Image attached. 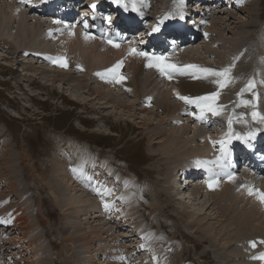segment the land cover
Wrapping results in <instances>:
<instances>
[{
	"label": "rangeland",
	"instance_id": "obj_1",
	"mask_svg": "<svg viewBox=\"0 0 264 264\" xmlns=\"http://www.w3.org/2000/svg\"><path fill=\"white\" fill-rule=\"evenodd\" d=\"M35 1L37 0H22V1L0 0V24H2L0 25L1 26L0 28V157L2 154L6 153V151H10L14 155H17V157L15 158L16 159L15 163L18 162L17 167L19 172L18 173L19 177L16 179L17 189L20 191L25 190V193L20 196L21 198H17L16 193L15 195L12 196L10 195L11 197L8 198V202L4 203L6 206L3 204L1 206L2 208H0V210L2 209L1 211L3 215V216L0 215V218L6 217L8 219H11L13 222L16 221V224H19V222H17L16 220L17 217L26 214L28 216L27 223H30L31 227L24 229L22 231L26 233L29 237H31L33 242V244L29 246L27 240L21 238L22 231L19 230L20 228H17V230H15L16 233L12 232L13 228L15 227H13L12 229L9 228L8 231L4 232L5 236H7V242H5L4 247L0 248V264H80V263L81 264H114L115 262H117V264H136V263L137 264H181L183 262H186L183 264H218L214 260H212L209 252L207 253L206 249H203L205 246H200V245L194 246L193 243L190 242L191 240L190 235L184 232L183 229L181 230L180 228L181 225L179 221H184L188 223L186 219H189V217L184 213L182 215L179 214L177 215L178 213L177 210L179 209L183 210L184 208H181L182 203L178 204L179 200L178 198L176 199V196L174 195L171 196L172 193L170 192V190H173L175 185L174 181H172L173 174H171V167L169 164H166L167 158L162 157L164 153L162 151L160 152L156 151V149L160 148L159 143L162 142L161 141L162 139L159 135L164 134V131H168L169 133H172L175 131L174 130L175 128L178 129L180 126L189 125V124L191 126H194V124L196 123L195 120L196 116H194L192 113L195 112L198 115L200 109L199 111L197 109L191 110L190 104H187L188 109L185 111L186 113L189 114V116L184 115L185 116L184 117L181 115L180 116L175 115V117L183 118L181 119V124H179V126L177 125L172 126L174 124L168 125L167 123L163 122V125L166 126L165 128H168L167 130L160 128H158L159 130H156L155 128L156 123L155 124L150 123L147 125L143 120V119H147L153 122L154 121L158 122L159 120L160 122L164 118L167 119L168 117L167 111L174 112L180 109L181 106L179 105H178V110L175 109L170 110L165 107L166 101H169V103L172 102L177 103L178 102L177 100H179V98L176 95L177 92L175 90L178 89L177 88L178 85L175 83L173 78L179 75L177 73H173L172 78L169 79L166 76L161 75V73H159V70L157 68L147 67L148 62L144 57L132 55L129 53L128 49L131 48V45H129L127 42L124 43L116 42L117 44L119 43V47H114L113 44L109 43V41H106L105 39H101L95 36L94 38H97V40L95 39L96 40L95 41L94 38H92L93 42L98 43L99 41H101L99 43L101 45V48L99 45L98 49L94 48V52L84 53L83 50L82 49L80 50L79 47V51H78L77 47L75 48L71 45L69 46V40L70 39L71 41L73 40L72 41L73 45L76 39H77L76 41L78 42L79 35L77 37L72 36L74 33L73 31H75V29L78 28L80 32L82 31L85 32V30L82 29V27L85 26V22L87 23V26L91 28V26L94 23L92 17L89 16V18L86 19L84 22H70V23L60 24L58 23L56 18L46 17L42 15L37 16V12L34 11L33 6L29 5L30 3L31 5H33ZM92 1L94 0H91V2ZM96 1H104V0H96ZM109 1L113 3V0H109ZM257 1L259 4L257 5L255 10H252L251 9L252 7L246 3H245L246 8H239L238 4L240 3V0H221V4L218 3L219 5L218 8L212 10L209 9L203 10V8L206 7L208 8L216 7L215 2H217V0L216 1L214 0V2L211 3L204 2V6H202V8L200 9V11L203 14H201V16L199 15V18H197V24L199 26L200 31H202L203 33V39L195 43L194 47L196 50L195 49L192 50V48L190 47V51L193 53V56H195V59H198L199 62H206L207 64L208 63L216 64L222 61V58L224 57V53H222L223 55L222 57H219L215 51L218 49L220 50L221 48H222L221 50L223 51V47H222L223 43L225 44V42L228 43L234 42L233 40L235 38H238L235 39V41L238 40L240 41L241 44H244L243 40L239 38L240 36L243 37L244 34L242 33L241 28L240 29L236 28L237 22L236 19L234 18H238L239 21H243V20L250 21L254 19L252 17V12L255 15L254 17H256V19L258 20V21L256 20L257 23L258 24L260 23L261 26L259 27L258 25H256L257 26L256 29H249L248 31L249 33L255 32V36L257 38L259 36V39L253 36L252 38H249L250 40L248 39L249 41L246 40L245 43L248 44L251 43L250 45L256 44L260 49H263L264 51V0H257ZM126 2L130 3V0H126ZM145 2L147 4H145L146 6L142 9L144 11H147L148 14L150 15L148 21L150 20L151 22H153L152 24H155L158 21L165 20L164 19L165 16H169V17L171 16V18L175 20L179 15L172 13L169 14V9H171L173 6H176L179 9L194 10L193 5L195 3V0H145ZM114 5L122 8L117 4ZM222 5L223 7H221ZM150 8L153 10H151ZM179 9H178V13H179ZM155 10L158 11H156L155 13ZM181 11L183 12V10ZM212 13L213 15L208 17V15ZM160 14L162 17H160ZM212 17H217L216 20L219 21L220 24H222V22H225L224 24L225 27H223L225 30L221 27V25L219 26L216 25V27L213 28L214 30H212V33L211 32L209 33L207 31L208 27L206 28V25L203 23V21L201 22L200 19H205V23L207 22V24H209L210 22L215 21V19L214 20L211 19ZM21 19H23L22 25L20 23ZM26 21L28 23H26ZM229 23H231L232 26H230ZM3 25L5 26V28ZM17 26H21L23 29H25L26 31L25 35H27L25 36L26 39L25 37H22L21 39H19L18 36L16 38L14 37L16 35ZM38 29L40 35H39V39L36 37V39H38L36 44L39 45L38 46L32 45L30 47L29 45L32 44L33 42L34 31ZM68 29L69 31H67ZM206 32L207 34H205ZM91 33L92 32H88V34L93 37L95 33H92L93 35ZM80 37H81L80 44L84 47V40L86 38L83 37V35H81ZM218 38H221L223 42L221 43L220 42L221 39L219 40ZM66 39L69 40L67 41ZM3 40H5V42ZM102 40L104 43L102 42ZM133 40L135 42L137 41L136 39ZM13 42L14 43L18 42L20 44L22 43V47L20 45V47H18L19 49L17 53L16 54L12 53L13 54L12 55L11 54L12 49L10 46L12 45ZM8 43L10 44L8 45ZM109 44L110 46L108 47ZM120 44L123 46H121ZM127 44L129 46H125ZM207 44H212V49H214V53H213L214 55H211L210 52L206 51L205 45ZM247 45L245 44V46L244 45L241 46L242 47L241 55L243 58H245V54L247 51L250 52L249 49L250 45L248 46ZM110 47L113 49H111ZM41 49L44 50V53ZM108 49L110 50L108 51ZM135 49L137 51H144L136 47ZM33 51L40 52L41 54L35 53ZM179 52H174L173 54H167L164 56L168 57L170 55L173 56L175 54L177 56L184 55V52L181 53ZM62 56L66 59V62L68 64L66 69L65 67L60 68L59 64L53 62L54 59H52L55 57H62ZM104 56H106V59L104 58ZM190 56H185L187 62L190 61L189 60ZM114 57L116 58V60ZM46 58L47 60H45ZM70 58L71 60H68ZM177 59L182 60L179 58ZM178 60H170L168 57V62L173 61L171 62L173 64L188 65V63L179 62ZM119 61H123L120 68V74L123 77H125V79L123 80L122 83L117 82V79H113L110 74L106 75L105 78H101V76L97 75V73L105 72L104 68L110 69L114 65H116L117 62ZM202 64L203 63H201L200 66L203 67ZM180 65L178 67H181ZM24 67L27 68V71H25V73H27L26 75L23 72ZM36 67L39 70L38 74H34V70ZM217 67L219 68V66ZM43 68L47 70L46 73H41V70H43ZM235 69L232 70V73ZM56 72H65L68 73L70 76L65 80L61 79L60 77L53 79L52 74ZM235 75L236 74L234 72V74H232V78L234 80L236 79L235 82L237 85H239L238 88L240 90L241 88L245 87L243 85H245V83L248 82V78L246 79L245 76L241 74L237 76ZM180 77L185 81L196 80L190 74H181ZM80 78L82 81L79 80ZM83 78L84 79L87 78L89 80H84ZM138 78H144V81H146L149 78L148 80L150 86H148L149 83L146 84V86L144 84L143 85V87L145 86L144 88L141 87L142 85L141 83L137 85L139 82ZM259 78L261 79L263 78V82H264V73L261 77L257 75V79ZM199 79H204V78H199ZM153 80L155 82L152 83ZM124 81L129 82L131 85L129 84V86H127V84H124ZM82 82L83 84L85 83L88 86L81 87ZM173 83L174 86L176 85L175 86L176 88L173 87ZM94 87L97 88V90H99V93L101 92L104 93L106 89L107 91L104 94L113 92L117 96L121 97V99L127 101L128 103H132V107L130 105L129 107L128 105H126L125 108H119L118 105L116 106V105H112V103L110 102H106V99L101 98L99 96L97 97L95 92L90 90L93 89ZM228 88L229 86L227 85L225 88L227 90L226 94H228V90L231 92V87L229 89ZM129 89L132 91H129ZM138 90L144 94L140 98L137 97L135 94V92H137ZM168 92H170V94L172 92L173 95L171 94L170 97H167L165 93ZM212 92L213 91H211L210 93ZM216 92L219 93L216 103L217 105L222 107L220 108V110L222 111L221 115L223 114L222 115L223 117L221 115L218 116L216 115L218 120L220 119L222 123L221 126L227 128L229 126L228 122L231 119L232 121L231 127L233 128L232 130L233 133L243 136L246 135L247 137L248 134L251 133L248 131L251 130L252 133H255L257 135L260 134V131L263 130L264 128L261 127L259 124L256 126L257 128H255V125L252 124L248 116L246 114H243L247 111L248 109L247 106L253 104L252 101L251 103L240 105V102H242L243 100L240 101L237 96L236 98L235 95L233 96V98H235L237 101L235 99H232V96H230L229 94L227 98L224 99L222 97L224 90H219L218 88ZM146 93L147 94L150 93L149 95L151 100H149V95L147 96ZM159 93H162L163 99L162 98L157 99V97H159ZM240 96H244L242 91L240 92ZM141 98L143 99V101ZM157 102L161 105H159ZM179 102L183 104L184 101L181 100ZM227 102H229L231 107L233 105L232 107L233 111L230 114L227 112L229 110V106L226 105ZM155 104H158L156 105L157 107L155 106ZM184 104L186 103L184 102ZM236 109L239 110L236 111ZM170 114L171 113H169V115ZM239 114L242 115L240 116ZM187 118H190L191 121L186 120ZM240 118L242 119V121L236 122L238 120H241ZM190 125L189 127H191ZM206 127L207 126L204 125L205 130L207 129L208 131L207 133H209L211 129ZM236 127H238L240 130H238ZM62 131L67 134L76 135L78 137L90 141L92 144L98 145V147L102 149L103 152L113 155V157L126 159L129 163L130 170L138 173L141 179H144V181L146 180L143 184L150 185L151 189L157 195L156 196L154 194L153 198L149 199V205H152L154 202L158 201L157 205H155L157 209H154L155 211H153L151 210V208H149L147 211L145 210L142 211L144 213L143 214L144 219L142 223L141 212L138 214L136 209L130 205L128 207V210L133 212L134 217L130 216V214H127L129 216H125V219L126 222L128 221L127 223L129 224L123 225L122 227L121 226L116 227L118 222H120V219L117 218V215H120V213L123 214L122 212L124 211L127 212V208L126 210H124L125 208L122 207L120 204L119 207L118 205L115 206L116 208L115 212H114L115 208L113 209V211L111 207H109V209L107 208L106 212L108 215L106 217L105 214L102 212H101L102 214L101 213L97 214L96 211L99 210V208H97L96 211L93 212H96L95 213L96 215H100L98 217H94L95 214H93L92 215L93 217L91 218H88L87 216H81L80 218H77V216L67 214L69 216L68 218L66 216L67 210L64 209L66 210L64 214L62 210L64 207L62 205L63 203L59 202L61 200V197L57 195L58 190L57 188H54L57 186V184H55L56 180L54 178L52 179V176L54 175L50 174L52 173V167L55 166L56 170H60L64 174V176L67 177V173L63 170L64 169L63 166L60 165L61 166L60 167L58 165L59 163H56V162H60V160L56 158L59 157L60 154L66 155L65 152L68 150V146L70 144H74L76 145V147L79 145L77 148H75L76 151L79 148L82 149L83 147L87 149L86 153L91 155L92 157L96 158L97 155L90 152V149L86 145L78 144V142L74 139L70 140L69 142L65 141L66 140L65 135H62V137L59 135L60 132ZM219 131H221V129ZM201 132L202 131H200V133ZM223 132L224 131H222L219 134L221 139H225V134H224L225 132L224 133ZM200 133L198 132L197 134ZM202 133H205L206 136V132H202ZM189 134L193 135L194 131H190L189 129ZM213 134H216V132H213ZM201 142L202 141L200 140L198 143L196 142L195 143L199 146ZM192 146H194V144H192ZM217 149L218 150H216L215 158H218L219 155L222 154L220 146H218ZM81 152L79 151V154ZM21 153L22 154L24 153V155L26 154L25 155L27 158L25 160L26 162H22L21 160H19L20 159L19 155ZM57 154L58 156H56ZM5 159H2L0 161V165H2L4 161H7V159L6 160ZM27 162L29 166L25 165V163L27 164ZM66 163L69 164L71 167L73 166L69 162ZM111 163L112 162L110 163L105 162L103 164L108 165ZM98 164L102 165V163L101 164L98 163ZM175 165L176 162L174 163L173 166ZM182 165L183 164L180 165L177 164L178 168L182 167ZM177 166H175L176 169H178ZM200 167L201 166H199L197 169L199 174H201ZM106 168H107V172L108 169L113 170L114 177L112 178L113 180L116 181L118 179L116 174L119 173L120 171L117 168L113 167L112 164L106 166L105 169ZM166 169L168 171L166 173V176L168 178H166L165 176ZM133 172L129 173V175L135 176ZM180 172H182V169H180ZM236 173L240 174V170H237ZM176 174L178 173L176 172ZM215 176H217L216 173ZM215 176L213 177L215 178ZM213 177L211 176L207 180L206 179L201 180L200 178L195 179L194 180L195 185L194 184L190 185V187L187 189V192L185 193L186 194L185 198L186 197L187 198L186 200L183 201H185L186 204H189L188 207L196 215L194 219L197 218V221H200V223L204 225L203 227L206 228L205 229L206 231L208 229L211 232V229L215 230V228H217L216 237H218L221 240L220 242L224 244L226 243V241H229L230 243V239L228 237L232 236L233 238H235L242 236L243 231L245 229L241 232H236V229L238 228L241 229V227H243L247 223H244L243 225L242 224L238 225L237 222L231 223L227 221L221 223L218 221L219 220L218 218L219 215L217 213L218 208L214 209L215 206L214 205L209 206L210 204L204 205L202 202H198L197 200H194V196L192 198L194 189L197 186H201V185L206 186L209 180L216 181L214 180ZM246 177L250 179H256L257 184L258 182L264 181V177H258L254 173H250ZM67 178L69 179V177ZM85 178L89 179L92 177L84 175L83 178L84 183L86 182ZM134 178L136 180V177ZM184 178L185 176L184 174H182L181 181L177 180L179 181L178 187L181 188L180 189L181 191L185 187ZM70 179L72 180V178ZM75 179H76V175L74 180ZM122 179H125V175L122 176ZM160 180H163V182H160ZM226 180H228V178L220 177V180L218 179L217 182L223 186ZM4 182L5 181L1 180L0 184L2 185L4 184ZM72 182L74 181L72 180ZM165 185H168L167 187L169 188V190L166 189ZM224 187L226 189V186ZM68 188L69 186L64 188L65 189L64 192L66 193L65 198L68 196L66 198L67 201H69L71 198L76 197V195L79 194V192H77L75 193L76 195H74V193H71L70 190H68ZM79 188L84 189V191L86 192V185L79 184ZM238 188L241 193H239ZM240 188L241 186L237 187V189L235 188V190L231 188V191L229 193L234 194L233 192L236 191L237 193L235 192V195L239 194L237 195L238 199L239 201L240 200L242 201V202L240 201L241 203L239 202V207L241 208V210L243 209L244 211H246L250 207L249 206L250 202L247 201L248 196H246V193L245 192L242 193V189ZM2 189L6 190L4 186L1 188V190ZM216 189L218 190L219 188ZM232 190L234 191L232 192ZM119 192L121 193L122 190H119ZM167 192L170 193L169 196L167 195ZM17 193H21V192L18 191ZM181 196H183V194H181ZM24 197L26 198L28 197L27 198L28 205L25 206L28 207V210L25 211L23 208L24 206L20 205V207L18 208V212L20 211V213L17 214V217L11 211L9 212V210L14 209V207L9 208L6 212H4L5 214L3 213V209L5 207L7 208V206H10V203L12 201L17 200V202L22 203ZM3 200H5V197H3ZM101 203H105V201H102ZM166 203L170 204L171 206L167 205ZM72 206H75V204ZM102 207H104V204ZM60 210L62 212H59ZM147 212L150 213L156 220L154 218L147 216L148 215ZM77 214L78 213H76V215ZM260 217L263 219L261 220V222H263L264 217L263 216ZM178 218H180L179 221ZM173 220H177L174 221L176 222L175 224L177 226L172 222ZM100 223L102 226L100 225ZM102 223L104 224V226ZM65 224L76 225L78 226V230L72 232V230H70V228H68ZM98 224L100 225V227ZM143 224H144V228H142ZM157 225L160 227L158 228ZM228 225H231V227L229 228ZM256 225L262 226L259 225L257 221H255L253 227L257 228ZM262 227H264V225ZM102 228H104V230ZM223 228H224L223 231L226 232L225 234L219 236V233ZM132 231H135L136 234L135 236L132 235ZM192 233H193L192 229H190V234ZM213 235L214 234H210L211 237ZM38 236L41 238L40 241L37 239ZM114 237L116 239H114ZM253 240L254 238L251 241ZM262 240L264 241V238ZM136 241L140 242V246L144 245L143 249H140L141 248L140 246L137 247L138 244L136 243ZM245 244L247 246V250H250V246L247 245V241ZM20 245L24 247L23 250L21 249ZM174 247L176 248L178 247L179 250L178 255L175 254V258L172 257L173 255L172 250H175ZM217 247L218 249L222 248L219 245H217ZM217 247L215 245L212 246V248L216 250ZM251 247L253 246L251 245ZM117 248L119 249L116 250ZM33 250L36 252V254L33 253ZM112 250L117 252V258L115 259H113L112 257L114 256L110 254ZM146 251L147 253H149V255L146 253ZM166 252L168 256L172 257V259H169L170 257L168 259H163L162 256ZM219 253L220 252L217 250L216 252H214V255ZM121 257H125L126 259H121ZM241 260L237 259L234 260V262L232 261V263L233 264H237V263L241 264V262L242 264H244V262L245 264L249 263V261L245 259H241Z\"/></svg>",
	"mask_w": 264,
	"mask_h": 264
},
{
	"label": "bare ground",
	"instance_id": "obj_2",
	"mask_svg": "<svg viewBox=\"0 0 264 264\" xmlns=\"http://www.w3.org/2000/svg\"><path fill=\"white\" fill-rule=\"evenodd\" d=\"M22 1V0H21ZM38 1V0H37ZM37 1L34 2V4L37 3ZM48 3L50 4V6L54 7L56 11H63L65 10L68 6L65 5V6H60L58 7L56 5V2L57 0H47ZM76 1V0H74ZM198 1V0H197ZM216 1V0H215ZM169 2V1H168ZM21 3V2H20ZM218 3L221 4V0H217V2H215L216 4V7L214 8H203V10H206V9H209V10H212V9H216L219 7ZM245 3L250 5L252 8V10H255L257 5L259 4L257 0H240V3L238 4L239 5V8H246L245 7ZM25 4V3H24ZM98 3H95L96 7L93 8V12L91 13V16L92 17H96L98 15L101 14V11L100 9H98ZM147 4V3H146ZM184 4H185V1H184ZM196 4H199V2H197ZM206 4V3H205ZM21 5V4H20ZM23 5V4H22ZM30 6L31 3L29 4ZM43 6V4H40ZM237 5V6H238ZM49 6V5H47ZM146 5H145V0H142V3H141V7H139L140 9L144 8ZM202 6H204V3L200 4V6L198 7L199 9L202 8ZM223 7V5L221 6ZM24 8V7H23ZM182 8V7H181ZM194 8V7H193ZM197 8V9H198ZM13 9V8H12ZM22 9V8H21ZM135 11L134 12V15H133V19L137 20L139 18L143 19V14H142V11ZM151 9V8H150ZM178 9L176 6H173L171 9H169V14H177L178 15ZM249 9V8H248ZM23 10V9H22ZM119 10V13L125 17H127V19L129 20L132 13L131 12H128V11H121L120 9ZM153 10V9H151ZM166 10V9H165ZM183 10V12L181 11ZM89 11V9H88ZM149 11V10H148ZM156 11L158 10H155V13ZM160 11V10H159ZM187 9H179V13L182 12L183 13V19H181L179 17L178 21H185L186 18L188 17L187 15L189 13H194V14H197V10H194L193 11H188L186 12ZM34 12V11H33ZM146 13H148L147 11H145ZM210 13V12H209ZM164 14V13H163ZM162 14V15H163ZM207 14V13H206ZM212 14L208 15V17H210ZM39 16V15H38ZM157 16V14H156ZM254 13L252 12V17L254 18L253 20H250V21H239L238 18H234L236 19V22H237V27L238 29H242V33L244 34L243 37H239L240 39L243 40V43L244 44H241L240 41L236 40L235 39H238V38H235L233 41L234 42H225V44L223 45L222 44V47H223V51L220 49L218 50H215L216 51V54L219 56V57H222V53H224V57L222 58V61L214 64V63H211V64H207L206 62H199L198 59H195V56H193V53L190 51V47L193 49H195L194 45L196 42L200 41L201 37L199 38V40H197L196 42L194 43H191L190 46H187L186 48H183V50H181L179 53L181 52H184V55H179L177 56L176 54L173 55V56H168L170 60H178L177 58L179 59H182V60H178L179 62H185V63H188V65H191V64H195V65H201V63H203V67H210V68H215V69H221V68H224V67H227L229 66L230 64H235V67L233 69H235L233 71V73H231V76L232 74H234L235 72V76L237 75H244L245 78L247 79L248 78V82L245 83V86L244 88H241L239 90L238 86L235 82V80L232 78L231 79V82L228 83L227 85L229 86V88L231 87V92L228 90V94L230 96H232V99H235L236 96L238 97V99L240 101H252L253 104L252 105H248V109L245 113L243 114H246L249 118V120L252 122V124H254L255 126H257L258 124L264 128V120H261L260 118H256V119H253V116H252V112L255 111L257 113L260 114V116H264V82H263V78H259L257 79V75H259L260 77L263 75L264 73V51L263 49H260L256 44H248V43H245L246 40H248L249 38H252L253 36H255V32L254 33H249V29H256V25H258L259 27L261 26V24L257 23V19L256 17H254ZM34 17V16H33ZM160 17L161 14H160ZM199 18V17H198ZM217 17H212L211 19L215 21L213 22H210L209 24H207V22L205 23V19H200V21L206 25V28L208 27L207 31L210 33H212V30H214L213 28L219 25H221V27H225V22H222V24L219 23V21L216 20ZM24 19V18H23ZM23 19H21V25L23 23ZM192 19V17L190 18ZM8 20V19H7ZM27 20V19H25ZM189 20V19H188ZM196 20V18H195ZM225 20V19H224ZM257 20V21H256ZM5 21V20H4ZM18 22V21H17ZM191 22V21H190ZM26 23H28L26 21ZM40 23V22H38ZM37 23V24H38ZM47 23V22H46ZM174 23V20L173 18H168V19H165L163 20V24H162V28H166V29H169L170 26H172ZM235 23V22H233ZM230 26L231 23H229ZM2 25V24H0ZM6 25V24H5ZM32 25V24H31ZM36 25V24H35ZM68 25V24H67ZM74 25V24H73ZM96 25V23H95ZM223 25V26H222ZM236 25V24H235ZM4 26V25H3ZM69 26V25H68ZM183 26H185V23L183 22ZM201 26V25H200ZM18 27V29H17ZM16 27V35L14 36L15 38L18 36L19 39H21L22 37H25L27 35H25V29H23L21 26H17ZM70 27V26H69ZM114 27V26H112ZM1 28V26H0ZM5 28V26H4ZM35 28V27H34ZM41 28V27H40ZM212 28V29H211ZM67 29V27H66ZM70 29V28H69ZM69 29L67 31H69ZM82 29H84V27H82ZM202 29V28H201ZM224 29V28H223ZM56 30V29H55ZM65 30V29H64ZM225 30V29H224ZM45 31V30H44ZM63 31V30H62ZM73 35L74 37H77L78 35V42L75 40L74 41V45H73V40L71 41V39H66L67 41L69 40V46H73V47H77L78 48V51H79V47H80V50L82 49L84 53H88V52H94V48H97L99 47V43L101 41H99L98 43L97 42H93V39H85L84 40V47L80 44V39H81V35H83V37H85V33L86 32H80L79 29H75V31H73ZM202 32V31H201ZM204 32V30H203ZM15 33V32H14ZM235 33V32H234ZM241 33V34H242ZM72 34V33H71ZM92 34V33H91ZM207 34V32L205 33ZM219 34V33H218ZM221 34V33H220ZM242 34V35H243ZM39 35H40V32H39V29L34 31V34H33V42L32 44H30L29 46L31 47L32 45H37L36 42L37 40L39 39ZM53 35V34H52ZM59 35V34H58ZM63 35V34H62ZM66 35V34H65ZM93 35V34H92ZM111 35H112V32H111ZM199 35V33H198ZM210 35V34H209ZM237 35V34H236ZM235 35V36H236ZM48 36V35H47ZM56 36V35H55ZM68 36V35H67ZM205 36V35H204ZM211 36V35H210ZM213 36V35H212ZM221 36V35H220ZM219 36V37H220ZM32 37V36H31ZM36 37L38 39H36ZM52 37V36H51ZM69 37V36H68ZM95 37V35L93 36ZM206 37V36H205ZM204 37V38H205ZM256 37V36H255ZM62 38V37H61ZM208 38V37H207ZM222 38V37H221ZM221 38H218L219 40ZM257 38V37H256ZM26 39V37H25ZM75 39V38H74ZM97 40V38H94V40ZM102 39V37H101ZM134 39H138V38H134ZM178 39V38H177ZM224 39V38H223ZM231 39V38H230ZM259 39V36L258 38ZM13 40V39H12ZM24 40V38H23ZM95 40V41H96ZM227 40V39H225ZM250 40V39H249ZM248 40V41H249ZM254 40V39H253ZM5 42V40H3ZM9 41V40H8ZM19 41V40H18ZM3 42V43H4ZM10 42V41H9ZM61 42V41H60ZM103 42V40H102ZM221 43L223 42V40L221 39L220 41ZM263 42V41H262ZM2 43V42H1ZM7 43V42H6ZM104 43V42H103ZM136 43V42H135ZM206 43V42H204ZM10 43H8L9 45ZM24 44V43H23ZM108 44V42H107ZM112 44V43H111ZM117 44V43H115ZM245 44L247 45H250L249 46V49H250V52H246L245 54V58L242 57L241 55V50H242V45L245 46ZM22 47V43H12V45L10 46L11 49H12V52L11 54H16L17 51H18V47ZM39 45V44H38ZM37 45V46H38ZM66 45V44H65ZM119 45V43H118ZM121 45V44H120ZM131 45V44H130ZM247 45V46H248ZM260 45H263V44H260ZM68 46V45H67ZM110 46V44L108 45V47ZM123 46V45H121ZM125 46H129L128 44L125 45ZM221 46V45H220ZM246 46V48H247ZM105 47V46H103ZM107 47V48H108ZM133 47V45H132ZM5 48V47H4ZM44 48V47H43ZM48 48V47H47ZM51 48V47H49ZM65 48V47H64ZM72 48V47H71ZM100 48H101V45H100ZM111 48V47H110ZM134 48V47H133ZM132 48V49H133ZM241 48V49H240ZM69 49V48H68ZM67 49V50H68ZM74 49V48H73ZM113 49V48H111ZM115 49V48H114ZM128 49V48H127ZM126 49V50H127ZM131 49V48H130ZM205 49L207 52H210L211 55H214V49H212V44H207L205 45ZM22 50V49H21ZM40 50V49H39ZM38 50V51H39ZM44 53V50L41 49ZM46 50V49H45ZM54 50V49H53ZM71 50V49H70ZM76 50V49H75ZM110 49H108L109 51ZM125 50V51H126ZM129 50V49H128ZM196 50V49H195ZM47 51V50H46ZM65 51V50H64ZM72 51V50H71ZM107 51V50H105ZM118 51V50H117ZM120 51V50H119ZM123 51V50H121ZM8 52V51H7ZM26 52V51H25ZM30 52V51H29ZM35 52V51H33ZM113 52V51H112ZM35 53H40V52H35ZM59 53V52H58ZM115 53H118V52H115ZM198 53V52H197ZM250 53V54H248ZM10 54V53H9ZM12 54V55H13ZM22 54V52H21ZM24 54V52H23ZM34 54V53H33ZM41 54V53H40ZM49 54V53H48ZM56 54V53H55ZM65 54V53H64ZM102 54V53H101ZM122 54V53H121ZM129 54V53H128ZM202 54V53H201ZM244 54V53H243ZM50 55V54H49ZM61 55V54H59ZM63 55V54H62ZM66 55V54H65ZM104 55V54H103ZM192 55V56H190ZM196 55V54H195ZM53 56V55H52ZM58 56V55H57ZM64 56V55H63ZM62 56V57H63ZM185 56H190L189 57V62L186 61V57ZM36 57V56H35ZM46 57V56H45ZM65 57V56H64ZM116 57V56H115ZM114 57V58H115ZM236 57H239V59H234ZM42 58V57H41ZM104 58L106 59V56H104ZM188 58V57H187ZM198 58V57H197ZM53 59V58H52ZM47 60V58L45 59ZM68 60H71L68 59ZM79 60V59H78ZM88 60V59H87ZM116 60V58H115ZM40 61V60H39ZM50 62V61H49ZM54 62V61H53ZM100 62V61H99ZM173 62V61H171ZM170 62V63H171ZM72 63V61H71ZM109 63V62H108ZM178 63V62H177ZM221 63V64H220ZM27 64V63H26ZM49 64V63H48ZM75 64V63H74ZM100 64V63H99ZM177 65V64H176ZM180 65V64H179ZM177 65V66H179ZM186 64H181L180 66L183 67L185 66ZM54 66V65H52ZM219 66V68L217 67ZM38 67V66H37ZM35 68L34 70V74H38L39 70L38 68ZM78 67V66H77ZM81 67V66H80ZM84 67V66H83ZM61 68V67H60ZM64 68V67H63ZM69 68V67H68ZM87 68V67H86ZM66 69V68H65ZM70 69V68H69ZM78 69V68H77ZM46 69L43 68V70H41V73H46L47 70L45 71ZM80 70V69H79ZM87 70V69H86ZM104 70H106L104 68ZM25 71H27V68H23V72L25 73ZM53 71V70H52ZM90 71V70H89ZM55 72V71H54ZM49 73V72H48ZM52 73V72H51ZM50 73V74H51ZM101 73V72H100ZM160 73V72H159ZM179 76L177 77H173L174 78V81L175 83L178 85V89H175L176 92H179L181 95H184V96H191V97H197V96H204L206 94H209L211 91L213 92H216V90L219 88V90H224L223 92V95L222 97L224 99L227 98L228 94L227 93V90L225 89V87L221 88L219 87V85H217L215 83V80L217 77H212V76H209L207 78H204V79H196V80H192V81H185L183 79H181L180 77V73L179 72H176ZM27 73H25L26 75ZM93 74V73H92ZM156 74V73H155ZM34 76V75H33ZM53 76V79H56L57 77H60L61 79L65 80L66 78H69V74L68 73H65V72H56V73H53L52 74ZM95 76V75H94ZM99 76V75H98ZM186 76V75H185ZM91 77V76H90ZM151 77V76H150ZM155 77V76H154ZM234 77V76H233ZM98 78V77H96ZM74 79V78H73ZM84 79V78H83ZM147 79V78H146ZM145 79V80H146ZM149 79V78H148ZM146 80L144 81V78H138L139 82L137 85H139V83H141V87H143V85L145 84H148L149 83V80ZM151 79V78H150ZM81 80V78L79 79ZM84 80H89L87 78H85ZM105 80V79H104ZM255 80V81H253ZM69 81V80H68ZM82 81V80H81ZM103 81V80H102ZM135 81V80H134ZM164 81V79H163ZM170 81V80H169ZM93 82V81H92ZM155 82L154 80L152 81V83ZM157 82V81H156ZM243 82V81H242ZM151 83V84H152ZM159 83V82H158ZM172 83V82H171ZM239 83V82H238ZM251 83H254V87H251V89L249 90V86ZM97 84V83H96ZM124 84H127V86H129V82L127 81H124ZM244 84V83H243ZM78 85V84H77ZM108 85V84H106ZM131 85V84H130ZM167 85V84H166ZM88 85H86L85 83L83 84L82 82V85L81 87H87ZM93 86V85H92ZM125 86V85H124ZM144 86V87H145ZM148 86H150V83L148 84ZM164 86V85H163ZM168 86V85H167ZM176 86V85H175ZM174 86V83H173V87ZM80 87V86H79ZM143 87V88H144ZM237 89H236V88ZM109 88V87H108ZM176 88V87H175ZM228 88V89H229ZM71 89V88H70ZM90 89V88H89ZM100 89V88H99ZM138 89V88H137ZM92 90L93 92H95V94L97 95V97H101V98H104L106 99V102H110L112 103V105H118L119 108H125L126 105H129L132 107V103H128L127 101L121 99V97L117 96L116 94H113L112 93H107V94H104V93H99V90H97V88H93V89H90ZM105 90V89H104ZM143 90V89H142ZM152 90V89H151ZM156 90V89H154ZM132 91V90H131ZM147 91V90H146ZM209 91V92H208ZM243 92L244 96H240V92ZM135 92V91H134ZM166 92V91H165ZM234 94H233V93ZM174 93V91H173ZM136 96L137 97H141L142 95H144L143 93H141V91H137L135 92ZM141 94V95H140ZM147 94V93H146ZM150 94V93H149ZM147 94V96L149 95ZM172 94V92H171ZM170 92L168 93H165V95L167 97H170L171 96ZM157 95V94H156ZM173 95V94H172ZM175 95V94H174ZM235 95V98H233V96ZM162 93H159V97H157V99L159 98H162ZM150 97V95H149ZM144 98V97H143ZM153 98V97H152ZM177 98V97H176ZM142 99V98H141ZM146 99V98H145ZM166 99V98H165ZM138 100V98H137ZM167 100V99H166ZM220 100V99H219ZM236 100V99H235ZM81 101V100H80ZM143 101V99H142ZM154 101V100H153ZM178 102L177 103H169V101H166L165 103V107L170 109V110H178V105L181 106L179 111H178V114H173L177 111H167V114H168V117L167 119H162L160 122L158 120V122H153V121H149L147 119H142L144 120V122L148 125L150 123H153L155 124L156 123V130H159L158 128L160 129H168V128H165L166 126L163 125V122L167 123L168 125H172V126H176V119L177 117L176 116H184V115H187L189 116L188 113H186L185 110H187V104H181L179 101H181L180 99L177 100ZM230 101V100H228ZM237 101V100H236ZM240 102V105H243L245 103ZM105 102V101H104ZM148 103V102H147ZM155 103V102H154ZM158 103V102H157ZM235 103V102H234ZM136 104V103H135ZM144 104V103H143ZM159 104V103H158ZM158 104H155L158 105ZM236 104V103H235ZM111 105V106H112ZM145 105V104H144ZM161 105V104H159ZM217 105V103H216ZM226 105L229 106V110L227 111L229 114L233 111V105L232 107L230 106L229 102L226 103ZM225 105V106H226ZM238 105V104H237ZM115 106V107H116ZM151 106V105H150ZM218 107L222 108L221 106L217 105ZM157 107V106H156ZM160 107V106H159ZM185 107V108H184ZM190 107H191V110H195L197 109L199 111V108L194 105V104H190ZM246 107V108H247ZM106 108V107H104ZM239 108V107H237ZM159 109V108H158ZM243 109V108H242ZM164 110V109H163ZM166 110V109H165ZM249 110V111H248ZM192 112V111H191ZM222 112V111H221ZM169 113H171L169 115ZM195 113V112H193ZM235 113V112H234ZM200 114V112H199ZM198 114V115H199ZM238 114V113H237ZM206 115V120H204L202 123H200V121L202 119H197L195 117V120H196V123L194 124V126H190L189 125H184V126H180L178 129L175 128L174 132L172 133H169L168 131H164V134H161L159 135L161 137V141L163 142H160V148L159 149H156V151L160 152L162 151L164 153V155H162V157H165L167 158L166 159V164H169L170 167H171V174H173V180L174 181V188L173 190H170V192L172 193L171 196H176V199L178 198V204L182 203V206L181 208H184L183 210H177V215H182L183 213L186 214L189 219H186L188 221V223L184 222V221H179L180 218H178V221L180 222V225H181V230L183 229L184 232H186L188 235H190V242L193 243L194 246L196 245H200V246H205L203 249H206L207 253L209 252L210 254V257L212 258V260H214L216 263L218 264H233L232 261L234 262V260H237V259H245L247 261H249V263H246V264H264V260H259V259H253V257L257 256V252L260 251V250H263L264 248V243H260V241H263L262 239L264 238V227H262L264 225V221L261 222V220H263L260 216H263L264 217V203H262L258 197L256 195H250L249 194V189H256V190H259V191H262L264 192V181L263 182H258V184L256 183L257 180L256 179H250L248 177H246L248 174H250V172H245L244 174V179H241L240 177H242V172L240 171V174H237V169H231L230 167V164H235L236 163V160H235V153L237 151L238 148L242 146H245L246 147V142L244 140H238V139H232L230 143H228L226 145V150L224 153H222L221 155H219V162L218 161V158H215L216 156V150L218 146H220V149H221V145L220 144H214L213 141H220V140H224V139H221V137L219 136V134L224 131L223 133L225 134V139H226V134L229 133V126L227 128H224L220 121V119L218 120V118L216 117V115H213L211 112H206L205 113ZM221 115V114H220ZM223 115V114H222ZM221 115V116H222ZM240 115V114H239ZM242 115V114H241ZM240 115V116H241ZM225 116V115H224ZM235 116V115H234ZM185 117V116H184ZM223 117V116H222ZM237 117V116H236ZM226 118V117H225ZM230 118V117H229ZM247 118V117H246ZM183 119V118H181ZM241 119V118H240ZM186 120H190V118H187ZM226 120V119H225ZM246 120V119H245ZM168 121V122H167ZM191 121V120H190ZM236 121V120H235ZM239 121H242L241 120H238L236 122H239ZM144 123V124H145ZM241 123V122H240ZM239 123V124H240ZM243 123V122H242ZM248 123V122H246ZM227 124V122H226ZM238 124V123H237ZM204 125H206L209 129H211L209 131V133H207V129L205 130L204 128ZM229 125V124H228ZM236 125V124H234ZM179 126V125H177ZM206 127V128H207ZM232 128V127H231ZM238 130H240L238 127H236ZM189 129L190 131H194V134L193 135H190L189 134ZM221 129V131L219 130ZM233 130V128H232ZM200 131L202 132H206V136H205V133H200ZM218 131V133H217ZM200 133V134H197V133ZM213 132H216V134H213ZM235 132V130H234ZM250 132V131H248ZM254 132V131H253ZM261 133V132H260ZM202 134V135H201ZM204 134V135H203ZM187 135V137H186ZM243 136V135H241ZM246 137V135H245ZM193 138V139H192ZM249 142L250 143H254L255 145L258 144V147H256V149H253V151H251L253 153V157H258L260 155V153L258 152L259 151H262L263 150V147H264V142H261V141H258L256 140L255 138L253 137H250L248 136L247 137ZM202 141L200 143L199 147L196 143H198L199 141ZM196 142V143H195ZM72 143V142H71ZM192 144H194V146H192ZM214 148H213V146ZM74 146V147H73ZM79 146V145H78ZM77 146V147H78ZM76 145L74 144H70L68 146V150L65 152L66 155H59V157H57L56 159L60 160V162H56V163H59L58 165H62L63 166V170L67 173V177H69V179L64 176V174L60 171V170H56V167H52V179L54 178L56 180V183L57 186L54 187V188H57L58 190V196L61 197V200L59 202L63 203L62 205L64 206L63 207V213L65 214V211L67 210V213H66V216L69 218V216L67 214H71V215H74V216H77V218H80L81 216H87L88 218H91L93 217L92 215L95 214L97 212L98 213H104L105 214V217L108 215L107 212H106V208L105 207H102L104 203H101V201H107V203L110 205L112 211L113 209L115 208L116 205H118V207L121 205L122 207H124L126 210L127 208V212L124 211L122 212L123 214L120 213V215H117V218L120 219V222H118L117 226L116 227H119V226H123V225H127L129 223L126 222V219H125V216H129L127 214H130V216L134 217L133 215V212L129 211L128 210V207L131 205L133 206L137 213L139 214L140 212L142 213V211H139V209H142V207H144V202L146 201V198L150 199V198H153L155 192L151 189L150 185H145L143 184L145 181L142 180V183H138L134 177L136 176H132V175H128V176H125V179H122V176L123 174L122 173H117L116 176L118 177V179L115 181L113 180L112 177H114L113 175V170L111 169H108V172H107V168L105 169L106 166H109L111 164H108V165H105L102 163V165H99L98 164V161L96 158L92 157L91 155L87 154L86 153V148H83L82 149H78L76 151L75 148H77ZM207 150V151H206ZM213 150V151H212ZM79 151L81 152L79 154ZM91 152V151H90ZM89 152V153H90ZM212 152V153H211ZM85 153V154H84ZM259 153V154H258ZM258 154V155H257ZM8 155V156H7ZM26 155V154H25ZM24 155V153L20 154L19 156V160H21L22 162H26L25 160L27 159L26 156ZM158 155V154H157ZM7 156V157H6ZM58 156V155H56ZM17 157V155H14L12 152L10 151H6V153L2 154L1 157H0V161L2 159H7V161H4L2 165H0V181L3 180L5 181L4 184H0V208H2L1 206L8 202V198L11 197L12 195H15V193L18 195H16L17 198H21L20 196L22 194L25 193V190L24 191H20L17 189V182H16V179L19 177V172H18V162L15 163V158ZM28 157V156H27ZM5 159V160H6ZM79 159V165H74L76 168V170L79 171V179L81 180H78V178L76 177V181L74 180L75 178V175L73 174V169H69V168H65V164H67L66 162H69V163H76V160ZM192 159V160H191ZM195 159V161H194ZM53 161V160H52ZM57 161V160H56ZM197 161H204V162H208V163H204V164H201L200 166V170H201V174L198 173V167L196 162ZM232 161V162H230ZM54 162V161H53ZM176 162V165L177 164H183L182 167L175 168L174 163ZM2 163V162H1ZM105 163V162H104ZM252 163V162H251ZM26 166H29L28 165V162L27 164L25 163ZM54 165V164H53ZM192 165V166H191ZM97 166H100V167H97ZM258 166V164H257ZM61 167V166H60ZM196 168V169H195ZM180 169H182V172H180ZM239 170V169H238ZM103 171V172H102ZM178 174H176V172ZM167 169L165 171V176H166V173H167ZM174 172V173H173ZM184 174L185 178V182H187V187L183 188L182 191L180 190L181 188L178 187V182L181 181V176L182 174ZM189 173V174H188ZM191 173V174H190ZM215 173L217 174V176H215ZM85 176H91L92 178H85V183L83 182L84 181V175ZM101 175H103L104 177H107L108 179L106 180V184H105V187L101 188L99 193H97L95 187L96 185L98 186L99 184L96 183L98 181V179L101 177ZM180 175V176H178ZM200 176V177H199ZM213 177L215 176L214 180L216 181H211L209 180L207 185L206 186H194L196 187L193 191V195H192V198L194 196V200H197L198 202H202L204 205H207V204H210L209 206L211 205H214V209L218 208V215H219V222L223 223L224 221H227V222H231V223H236L239 225V224H244V223H247L246 225H244L243 227L238 228L236 229V232H241L243 231V235L240 236V237H235L233 238L232 236L228 237L230 239V243L229 241H226V243H221L220 239L217 236V228L214 229H211V232L207 229V231L205 230L206 228L203 227L204 225H202V223H200V221H197V218L194 219L196 217L195 213H193L190 208L188 207L189 204H186L185 201L183 200H186L185 198V193L187 192V189L190 187V185L194 184L195 183V179H208L209 177ZM233 177L232 179H230L229 177ZM74 177V178H73ZM220 177H224V178H228V180L225 181L224 185H220L217 181L218 179L220 180ZM72 178V180L74 182H72V180L70 179ZM166 178H168L166 176ZM165 179V178H164ZM179 180V181H177ZM191 181V182H190ZM79 182V183H77ZM160 182H163V180H160ZM209 182H212L213 183V187H209ZM261 183V184H259ZM79 184H82V185H86V192L84 191V189H80L79 188ZM167 184V183H166ZM65 185V186H64ZM195 185V184H194ZM5 187L6 190H1L2 187ZM68 190H70L71 193H74V195H76L75 193L79 192L78 195H76V197L74 198H71L69 201H67V197L65 198L66 196V193L64 192L65 191V187H68ZM168 185H165L166 189L169 190V188L167 187ZM226 186V189L225 187ZM241 186L240 189H242V193L245 192L246 193V196H248V200L250 203V207L248 208V210L244 211L243 209L241 210V208L239 207V199H238V196L239 194H236L235 195V188L237 189V187ZM181 187V186H180ZM224 187V188H223ZM235 187V188H234ZM53 188V189H54ZM127 188V189H126ZM216 188H219L218 190ZM231 188H233L234 190H232V192L234 194H231L229 193L231 191ZM108 189H110L111 191H107ZM216 189V190H215ZM222 189V190H221ZM119 190H122V192L120 193ZM21 192V193H17V192ZM72 191H75V192H72ZM238 191L239 193L240 190L238 188ZM89 194H88V193ZM237 193V192H236ZM181 194H183V196H181ZM11 195V196H10ZM73 195V194H72ZM73 195V196H74ZM156 195V194H155ZM167 195L169 196L170 193L167 192ZM242 195V194H241ZM240 195V196H241ZM72 196V197H73ZM157 196V195H156ZM244 196V195H243ZM3 197H5V200H3ZM15 197V198H16ZM28 198V197H27ZM27 198L24 197L23 199V202L21 200L22 203H19L17 202V200H14L10 203V206H7V208L5 207L3 209V213L6 212L9 208H13L14 209H10L9 212L11 211L16 217H17V214L20 213V211L18 212V208L20 207V205H23L24 207V210H28V207H25L27 206ZM191 198V196H190ZM243 198V197H242ZM244 199V198H243ZM247 199V198H246ZM202 200V201H200ZM245 200V199H244ZM20 201V200H18ZM100 201V203H99ZM119 201V202H118ZM58 202V203H59ZM98 202V204H97ZM147 202V201H146ZM154 202V201H153ZM242 202V201H241ZM240 202V203H241ZM54 203V202H53ZM64 203H67V204H64ZM149 204V202H147ZM158 201L154 202L152 205V208L151 210L155 211L154 209H157V207L155 205H157ZM247 203V202H246ZM26 204V205H25ZM75 206H72L74 205ZM120 204V205H119ZM151 204V203H150ZM167 205L171 206L170 204L166 203ZM248 204V203H247ZM5 205V204H4ZM6 206V205H5ZM61 206V205H60ZM246 207V206H245ZM22 208V209H23ZM60 208V207H59ZM99 208L98 211H96V209ZM209 208V207H208ZM61 209V208H60ZM66 209V210H64ZM109 209V208H108ZM120 209V208H119ZM134 209V210H135ZM2 210V209H1ZM0 210V215H2V211ZM121 210V209H120ZM93 211H96V212H93ZM116 211V208L114 209V212ZM166 211V210H165ZM216 211V210H215ZM113 212V213H114ZM24 213V212H23ZM26 213V212H25ZM28 213V212H27ZM76 213H78L76 215ZM101 213V214H102ZM153 213V212H152ZM157 213V212H156ZM173 213V211H172ZM5 214V213H4ZM155 214V212H154ZM166 214V213H164ZM170 214V213H169ZM147 215V214H146ZM175 215V214H174ZM217 215V216H218ZM3 216V215H2ZM100 215H94V217H98ZM147 216H151V215H147ZM157 216V215H156ZM155 216V217H156ZM161 216V214H160ZM28 216L26 214L24 215H20L17 217V222H19V224H16V221L13 222L11 219H8L6 217H3V219L5 220H11V223H0V248L4 247L5 246V242H7V236H5V231H8V229H12L13 227V230L12 232L13 233H16L15 230H17V228H20L19 230L22 231L24 229H27L29 227H31L30 223H27L28 221ZM32 217V216H31ZM30 217V218H31ZM159 217V216H158ZM165 217V216H164ZM181 217V216H179ZM260 217V218H259ZM128 218V217H126ZM100 219V218H99ZM155 219V218H154ZM165 219V218H164ZM124 220V221H122ZM156 220V219H155ZM159 220V219H158ZM162 220V219H161ZM200 220V219H199ZM174 221H177V220H173L172 222L175 224L176 222ZM257 221L259 223V225H262V226H257L256 227H253V224L254 222ZM102 222V221H101ZM124 222V223H122ZM151 222V221H150ZM162 222V221H161ZM108 223V222H107ZM103 224V223H102ZM109 224V223H108ZM151 224V223H150ZM153 224V223H152ZM163 224V223H162ZM68 228H70V230H72V232H75L78 230V226L76 225H69V224H65ZM99 225V224H98ZM101 225V223H100ZM99 225V227H100ZM176 225V224H175ZM102 226V225H101ZM104 226V224H103ZM177 226V225H176ZM179 226V225H178ZM229 228L231 227V225H228ZM226 226V227H228ZM72 227H75V228H72ZM94 227V226H93ZM120 227V228H121ZM135 227V226H134ZM157 227L159 228L160 226L157 225ZM224 227V228H226ZM143 228V227H142ZM221 229V232L219 233V236H221L222 234H225L226 231H223L224 230ZM92 229V228H91ZM100 229V228H99ZM104 230V228H102ZM157 229V228H156ZM164 229V228H163ZM190 229H192V234H190ZM90 230V229H89ZM88 230V231H89ZM162 230V229H161ZM233 230V229H232ZM100 231V230H99ZM177 231V230H176ZM223 231V232H222ZM19 232V231H18ZM219 232V231H218ZM22 235H21V238L27 240V243L30 245L33 244L32 242V239L31 237H29L26 233H24L23 231L21 232ZM229 233V232H228ZM232 233V232H231ZM210 234H214L212 237L210 236ZM86 235H87V232H86ZM89 235V234H88ZM94 235V234H92ZM90 235V236H92ZM132 235L135 236V231H132ZM227 236V235H226ZM88 237V236H86ZM94 237V236H93ZM129 237V236H128ZM225 237V236H224ZM35 238V236H34ZM254 238L253 241H256V246L253 248L251 247V243L252 242L251 240ZM37 239L40 241L41 238L38 236ZM114 239H116L114 237ZM113 240V239H112ZM224 240V239H223ZM228 240V239H227ZM188 241V240H187ZM225 241V240H224ZM246 241H247V245L250 246V250H247V246H246ZM82 242V241H81ZM136 243L138 244L137 247L140 246V242L136 241ZM216 243V244H215ZM215 245L217 247V245L221 246L222 248L221 249H218L217 247V250L220 252L219 254H215L214 255V252H216L217 250L212 248V246ZM21 249L23 250L24 247H22L20 245ZM148 248V247H147ZM119 248H117L116 250H118ZM140 249H143L142 247ZM139 249V250H140ZM175 250H172L173 252V255L172 257L175 258V254L178 255V247H174ZM170 251V250H169ZM183 251V250H182ZM185 251V249H184ZM229 251V252H228ZM33 253L36 254V252L33 250ZM133 253H134V250H133ZM147 253V251H146ZM169 253V252H168ZM114 257H112L113 259L117 258V252L116 251H111V253ZM149 255V253H147ZM200 255V253H199ZM163 259H168L170 256H168L167 252L162 256ZM161 257V258H162ZM172 257H170L169 259H172ZM198 257V256H197ZM206 257V256H205ZM203 257V258H205ZM214 257V258H213ZM208 258V257H207ZM159 259V258H158ZM32 260V259H31ZM195 260V259H194ZM117 261V259H116ZM211 261V260H210ZM239 261V260H238ZM242 261V260H241ZM46 262V261H44ZM160 262V261H159ZM167 262V261H166ZM165 262V263H166ZM169 262V261H168ZM240 262V261H239ZM243 262V261H242ZM241 262V264H242ZM85 263V262H84ZM125 263V262H124ZM133 263V262H132ZM114 264H117V262H115ZM137 264V263H136ZM183 264V263H181ZM239 264V263H237ZM245 264V262H244Z\"/></svg>",
	"mask_w": 264,
	"mask_h": 264
},
{
	"label": "snow or ice",
	"instance_id": "obj_3",
	"mask_svg": "<svg viewBox=\"0 0 264 264\" xmlns=\"http://www.w3.org/2000/svg\"><path fill=\"white\" fill-rule=\"evenodd\" d=\"M114 4H117L121 6L125 11H139V5L142 3V0H130V3L126 2V0H113ZM91 7L95 8L96 5L93 4ZM181 19H183V13H178ZM170 18L169 16H165L164 19ZM109 20V23L111 22V18H107ZM163 24V20H161L156 27L153 28V32H159L160 31V25ZM85 27L87 28V23L85 22ZM86 39H92L94 37L90 36L87 32L85 33ZM109 43H112L114 47H119L118 44H115L113 41L109 40ZM129 53L132 55H137L144 57L147 60V67H155L159 70L161 75L166 76L167 78L171 79L172 74L179 72L180 74H190L194 79L199 78H207L209 76L217 77L215 80V83L219 85V87L223 88L227 86L228 83L231 82L232 76V70L235 67V64H230L227 67L221 68V69H215L210 67H202L200 65H185L183 67H178L176 64L168 62V57L163 55H156L154 53L144 52V51H137L136 49H129ZM55 63H58L60 67H67L68 64L66 62V59L64 57H55L53 58ZM234 59H239V57H236ZM123 61L117 62L116 65H114L110 69H106L105 72L97 73V75L101 76V78H105L106 75L110 74L113 79H117V82H123L125 77H123L120 74V68ZM254 83H251L249 86V90L251 87H254ZM129 91H131L129 89ZM242 94V93H241ZM177 97L184 101L186 104H194L200 109V114L197 115L196 113H192L194 116H196L197 119H203L206 112H211L213 115H220L221 110L220 107L216 105L217 98L219 96L218 92H212L204 96H197V97H191V96H184L181 95L179 92L176 93ZM149 100L151 98L149 97ZM243 103H251V101H243ZM253 119L260 118L261 120H264V116H260L259 113L253 112L252 113ZM229 124V133L226 134V139L220 140V141H213L214 144H220L221 145V152L224 153L226 150V145L231 142L232 139H238V140H244L247 143V137L241 136L238 134H235L232 132V121L231 119L228 122ZM248 136L253 137L255 136V133H249ZM251 147V145H249ZM219 162V158L218 161ZM208 163L204 161H197V166H200L201 164ZM232 179L233 177H229ZM209 187H213V183L209 182ZM99 191V189H97ZM107 191H111L108 189ZM250 195H256L258 199L264 203V192L256 190V189H249ZM104 207L107 209L110 207V205L105 201ZM0 223H11V220H5L3 218H0ZM253 247L256 246V241L250 242ZM260 243H264V241H260ZM140 247H144V245H141ZM121 259H126L125 257H121ZM253 259H259L264 260V253H260L258 256L253 257Z\"/></svg>",
	"mask_w": 264,
	"mask_h": 264
}]
</instances>
